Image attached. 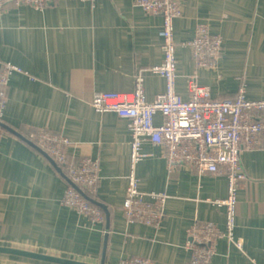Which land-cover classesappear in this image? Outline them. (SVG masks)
Instances as JSON below:
<instances>
[{"label": "crops", "instance_id": "1", "mask_svg": "<svg viewBox=\"0 0 264 264\" xmlns=\"http://www.w3.org/2000/svg\"><path fill=\"white\" fill-rule=\"evenodd\" d=\"M176 28L181 43L198 23L209 21L224 38L218 65L195 63L189 46L176 50L178 92L190 95V79L209 85L217 98L234 96L244 83L250 97H264V0H180ZM163 17L137 0H50L43 6L11 4L0 13V71L6 62L21 67L11 75L3 121L38 143L42 128L70 137V156L100 161L95 197L107 207L98 223L63 202L68 175L23 137L5 129L0 148V244L92 263L115 264L130 256L153 264H192L189 229L214 222L226 228V174L200 176L180 166L169 170L161 146L146 142L137 166L142 189L166 190V218L159 224L129 221L123 205L131 167L132 134L128 120L114 112L83 107L79 99L96 91H132L136 72L151 56L162 58L159 34ZM47 73V74H46ZM35 76L38 77L35 79ZM161 75L146 74L149 100L165 89ZM157 121H162L160 113ZM247 177L238 196L243 222L235 229L244 241L221 237L210 264L264 263V133L260 143L244 147ZM110 216V226L107 224ZM255 255L257 263L250 255ZM0 264H59L0 253Z\"/></svg>", "mask_w": 264, "mask_h": 264}, {"label": "built area", "instance_id": "2", "mask_svg": "<svg viewBox=\"0 0 264 264\" xmlns=\"http://www.w3.org/2000/svg\"><path fill=\"white\" fill-rule=\"evenodd\" d=\"M50 0H0V13L11 4L43 6ZM94 3L96 0H82ZM137 4L149 13L163 17L159 31L162 58L151 56L146 66L136 72L132 91H96L92 96H76L83 107L102 112H114L128 120L132 134L131 167L127 175L128 186L123 209L129 221L161 224L166 218L165 205L170 197L166 190L142 189L137 166L143 158V145L153 143L164 148V157L169 170L180 166L195 169L200 176L226 174L229 179L227 195L215 203L226 207L225 229L214 222L195 224L189 229L188 247L192 250V264H210L216 252V243L221 237L235 241L245 249L244 241L236 239L235 229L243 222L239 214L238 196L243 180L247 177L241 163L244 147L260 143L264 133V97H250L244 85L234 96L217 98L211 87L199 81L196 74L190 79V95L178 92L177 78L179 61L176 55L178 44L189 46L199 67L213 68L218 65L224 48L222 35L214 33L209 21L198 23L194 36L181 43L176 37V28L182 15L180 0H137ZM21 67L6 62L0 71V119H3L8 103V86L11 75ZM154 73L165 78V89L154 99L146 97V74ZM47 74V73H46ZM38 77L35 76V79ZM157 113L163 116L156 120ZM5 128L0 125V148ZM38 144L46 149L63 167L68 177L86 193L95 197L100 181V161L86 156L72 157L68 151L70 137L62 132L42 128ZM63 202L89 215L93 221L105 223L102 206L88 199L69 180L63 189ZM250 258L257 263L255 255ZM115 264H153L149 257L130 256ZM264 264V263H257Z\"/></svg>", "mask_w": 264, "mask_h": 264}, {"label": "water", "instance_id": "3", "mask_svg": "<svg viewBox=\"0 0 264 264\" xmlns=\"http://www.w3.org/2000/svg\"><path fill=\"white\" fill-rule=\"evenodd\" d=\"M0 125L2 127H4L5 129L23 137L24 139L29 141L33 146H35L39 151H41L43 153V155H45L61 173H63L64 169H63L62 165L41 145H39L38 143L34 142L30 138L21 134L17 129H15L11 125H9L5 121H3V119H0ZM68 180L72 185H74L76 188H78L92 202L99 204L104 209L107 207V205L103 201H100L96 197L90 196L88 193H86L84 191V189H82L73 180H71L70 178ZM107 224H108V228H109V226H110L109 214H107ZM0 253H7V254H13V255H18V256H23V257H30V258L40 259V260H44V261H50V262L59 263V264H105L104 261H102L100 263H92V262H88V261H84V260H79V259H74V258H69V257H64V256H58V255L45 253V252H41V251L30 250V249H25V248L10 246V245H2V244H0Z\"/></svg>", "mask_w": 264, "mask_h": 264}, {"label": "rangeland", "instance_id": "4", "mask_svg": "<svg viewBox=\"0 0 264 264\" xmlns=\"http://www.w3.org/2000/svg\"><path fill=\"white\" fill-rule=\"evenodd\" d=\"M179 46H180V44L177 45V48H178ZM177 48H176V50H177ZM222 54H223V52H222ZM242 85H244V83H243ZM242 85H241V86H242ZM244 86H245V85H244ZM239 88H240V87H239ZM245 88H246V87H245ZM64 186H65V185H64ZM63 189H64V187H63ZM223 229H225V228H223Z\"/></svg>", "mask_w": 264, "mask_h": 264}, {"label": "trees", "instance_id": "5", "mask_svg": "<svg viewBox=\"0 0 264 264\" xmlns=\"http://www.w3.org/2000/svg\"><path fill=\"white\" fill-rule=\"evenodd\" d=\"M66 172L65 171H63V173L62 174H65Z\"/></svg>", "mask_w": 264, "mask_h": 264}]
</instances>
